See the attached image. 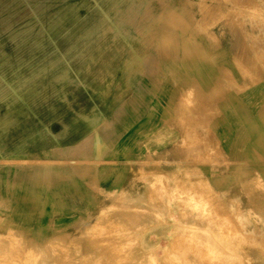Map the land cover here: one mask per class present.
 <instances>
[{
  "label": "crops",
  "instance_id": "0c3cea01",
  "mask_svg": "<svg viewBox=\"0 0 264 264\" xmlns=\"http://www.w3.org/2000/svg\"><path fill=\"white\" fill-rule=\"evenodd\" d=\"M44 1L0 0L1 233L75 240L116 200L191 230L179 259L216 262L201 253L215 237L195 233L218 232L204 210L150 201L151 175L194 169L220 204L208 210L264 232V0ZM228 245L264 264L262 245Z\"/></svg>",
  "mask_w": 264,
  "mask_h": 264
},
{
  "label": "rangeland",
  "instance_id": "374dc122",
  "mask_svg": "<svg viewBox=\"0 0 264 264\" xmlns=\"http://www.w3.org/2000/svg\"><path fill=\"white\" fill-rule=\"evenodd\" d=\"M46 6V0L40 3V8L44 7L46 9ZM28 21L30 22V19ZM38 24L42 26L41 23ZM184 176L186 179H181L177 176L169 179L155 174L151 175V180L149 178L151 183L148 189L155 192V194L151 195L150 201L153 203V208L154 206L159 208L161 206L171 207L179 204L184 207L204 210L201 221L215 223L218 231L215 232L214 236L213 234L208 235L207 231L200 230L199 232H195L196 234H201V237L202 234H206L207 239L215 237V244L211 248L207 245L204 249H201V253L206 256L211 252L217 256L216 262H207L206 264H236L237 261L241 260V255L238 251L239 247L228 245V243L232 244L234 239L244 241L253 250L260 249V245L264 247V232H259L256 228L246 229V222L239 215L230 219L221 211L208 210L209 207L215 206V203L216 206L220 204H217V199L211 194L213 189L206 180L202 179L200 171L198 172V170L194 169L190 172H184ZM193 177L198 179L194 181L190 180ZM172 192L175 193L170 194ZM160 193H165L168 199L159 198L161 196ZM154 196H157V198ZM105 211L109 212H104L106 214H103L104 216L101 214L100 218L103 219L102 223L100 222L101 226L99 223L98 225L87 226L81 235L75 237V240L60 239L59 242H50L49 246L46 245L44 247L28 246L23 235L12 228H9L7 231L4 230L2 233L0 231V256L2 257L0 258V264H5V262L7 264H192V262L186 260L188 258L179 259V255L183 254V252L191 253L192 231H184L178 227L161 230L159 224L165 223L167 218V214L164 212L153 209L151 216L149 218L146 216L144 219L142 215L133 214V212L129 216L128 205L116 200H113L109 209ZM139 216L141 221L137 224L138 221H135V219H138ZM129 219H131L130 225L128 223ZM191 219L192 216H188L186 221L191 222ZM113 222L118 224L113 227ZM188 227H191V225ZM186 233L189 235H184ZM11 235L12 237L17 235V237H13L12 239ZM151 236H153L152 246L148 242ZM258 236H260V239H258ZM161 237L162 239L169 238L170 245L164 247L162 257L160 255L154 256L161 247ZM56 243H59L58 246L60 245L61 247H58ZM54 249L55 251H53ZM141 249L146 253L141 255L140 262L136 255L139 254V250ZM185 250L187 251L185 252ZM129 254L132 256V261L130 262ZM145 254L148 256L151 254L148 257L147 263L143 261ZM226 258L227 261L224 262L223 259ZM253 258L255 257H249V260L244 262L239 261L238 264H255L252 260Z\"/></svg>",
  "mask_w": 264,
  "mask_h": 264
},
{
  "label": "bare ground",
  "instance_id": "6f19581e",
  "mask_svg": "<svg viewBox=\"0 0 264 264\" xmlns=\"http://www.w3.org/2000/svg\"><path fill=\"white\" fill-rule=\"evenodd\" d=\"M204 1H205V0H204ZM255 1H257V0H255ZM202 4H204V3H202ZM249 4H250V3H249ZM255 4H257V2H256ZM208 5H209V4H208ZM262 15H263V14H262ZM94 26H95V25L90 26L89 29H90V28H91V29L94 28ZM211 26H212V25H211ZM192 86H193V85H192ZM194 88H195V87H194ZM191 89H192V88H191ZM191 89H190V90H191ZM193 90H195V89H193ZM196 90H197V89H196ZM188 92H189V91H188ZM199 93H200V92H199ZM193 94H194V93H193ZM204 95H206V94H204ZM190 96H191V95H190ZM204 98H205V97H204ZM205 105H206V104H205ZM192 106H193V105H192ZM208 107H209V106H208ZM186 108H187V107H186ZM189 108H190V107L188 106V109H189ZM192 108L194 109V108H196V107H192ZM210 108H211V107H210ZM190 109H191V108H190ZM191 116H192V115H191ZM194 118H195V117H194ZM194 120H195V119H194ZM192 127H193V126H192ZM189 129H190V128H189ZM197 130H198V129H197ZM189 131H190V130H189ZM196 132H197V131H196ZM190 133H191V132H190ZM190 133H189V134H190ZM189 134H187L186 136H188ZM192 134H193V133H192ZM190 135H191V134H190ZM191 136H192V135H191ZM199 138H201V137H199ZM199 138H198V139H199ZM192 140H193V138H192ZM190 141H191V140H190ZM193 141H194V140H193ZM185 149H186V148H185ZM208 149H209V148H208ZM205 153H206V152H205ZM207 153H208V152H207ZM23 160H24V159H23ZM19 161H20V160H19ZM25 161H26V159H25ZM58 161H59V160H58ZM194 161H195V160H194ZM10 162H11V161H10ZM13 162H14V161H13ZM20 162H22V161H20ZM27 162H30V161H27ZM206 183H207V182H206ZM204 188H205V187H204ZM182 196H183V195H182ZM110 201H111V200H110ZM102 209H104V208L102 207ZM105 210H106V209H105ZM105 210H103L102 215L104 214V212H106ZM134 211H135V210H134ZM140 211H142V210H140ZM132 212H133V211H132ZM145 212H147V211H145ZM145 212H144V213H145ZM164 212H165V211H164ZM106 213H108V211H107ZM130 213H131V212H130ZM142 213H143V212H142ZM149 213H150V212H149ZM133 214H134V212H133ZM139 214H140V213H139ZM150 214H151V213H150ZM162 214H163V213H162ZM104 215H106V214H104ZM104 215H103V216H104ZM145 215H146V214H145ZM200 215H201V214H200ZM103 216H102V218H103ZM134 216H135V215H134ZM153 216H154V215H153ZM159 216H160V215H159ZM209 216H210V215H209ZM100 217H101V216H100ZM100 217L98 218L97 221H95V222H91L88 226L98 225V223H99V225H100V222L102 223V220H103V219H101ZM142 217H143V215H142ZM140 219H141V218H140ZM218 219H219V218H218ZM100 220H101V221H100ZM157 220H158V218H157ZM155 221H156V220H155ZM116 222H117V221H116ZM186 222H187V221H186ZM182 223H183V222H182ZM137 224H138V222H137ZM218 225H219V224H218ZM100 226H101V225H100ZM222 226H223V224H222ZM124 235H125V234H124ZM90 236H91V235H90ZM101 236H102V235H101ZM7 237H8V236H7ZM11 237H12V235H11ZM11 237H10V238H11ZM13 237H14V236H13ZM13 237H12V239H13ZM15 237H17V235H16ZM15 237H14V238H15ZM52 237H53V236H52ZM56 237H57V236H56ZM97 237H98V236H97ZM112 238H113V237H112ZM17 239H18V238H17ZM50 240H51V239H50ZM54 240H55V239H54ZM56 240H57V239H56ZM56 240H55V241H52V243H53V242H59V241H60V240H58V241H56ZM193 240H194V239H193ZM21 241H22V240H21ZM62 241H63V240H62ZM103 241H104V240H103ZM105 241H106V240H105ZM4 242H5V241H4ZM14 242H15V241H14ZM5 243H6V242H5ZM20 244H21V243H20ZM58 244H59V243H58ZM58 244L56 243L57 246H58ZM8 245H9V244H8ZM52 245H53V244H52ZM52 245H51V247H52ZM21 246H22V245H21ZM48 246H49V245H48ZM54 246H55V245H54ZM57 246H55V247H57ZM59 246H60V245H59ZM59 246H58V247H59ZM10 247H11V246H10ZM15 247H16V246H15ZM35 247H36V246H35ZM39 247H40V246H39ZM60 247H61V246H60ZM41 249H42V248H41ZM4 250H5V249H4ZM51 250H52V249H51ZM64 250H65V249H64ZM187 250H188V249H187ZM10 251H11V250H10ZM27 251H28V250H27ZM53 251H55V249H54ZM5 252H6V251H5ZM5 252H3V253H5ZM18 252H19V250H18ZM42 252H43V250H42ZM7 253H8V252H7ZM16 253H17V252H16ZM48 253H50V252H48ZM8 254H9V253H8ZM11 254H12V253H11ZM67 254H68V252H67ZM48 255H51V254H48ZM68 255H69V254H68ZM165 255H166V254H165ZM227 256H228V255H227ZM44 257H45V256H44ZM66 257H67V255H66ZM66 257H65V258H66ZM239 257H240V256H239ZM0 258H2V257L0 256ZM4 258H5V257H4ZM4 258H3V259H4ZM10 258H11V256H10ZM26 258H27V257H26ZM35 258H36V256H35ZM49 258H51V257H49ZM183 258H184V257H183ZM16 259H17V258H16ZM10 260H11V259H10ZM19 260H20V259H19ZM36 260H37V259H36ZM64 260H65V259H64ZM183 260H184V259H183ZM17 261H18V260H17ZM24 261H25V260H24ZM34 261H35V259H34ZM53 261H54V260H53ZM176 261H177V260H176ZM198 261H199V260H198ZM1 262H2V261H1ZM9 262H10V261H9ZM26 262H27V261H26ZM28 262H29V261H28ZM2 263H3V262H2ZM14 263H15V262H14ZM176 263H177V262H176ZM5 264H7V263L5 262ZM11 264H12V263H11ZM15 264H16V263H15ZM21 264H22V263H21ZM52 264H54V263H52Z\"/></svg>",
  "mask_w": 264,
  "mask_h": 264
}]
</instances>
